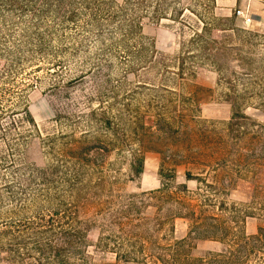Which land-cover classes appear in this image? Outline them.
I'll use <instances>...</instances> for the list:
<instances>
[{
	"label": "rangeland",
	"instance_id": "374dc122",
	"mask_svg": "<svg viewBox=\"0 0 264 264\" xmlns=\"http://www.w3.org/2000/svg\"><path fill=\"white\" fill-rule=\"evenodd\" d=\"M214 12L235 15L242 30L220 38L231 49L222 66L193 41V20L145 19L142 37L116 33L107 46L84 43V31L69 30L38 68L21 66L0 79L8 103L27 104L34 118L17 110L15 121L10 113L2 120L0 153L55 166L57 175L92 188L94 203L83 214L96 224L93 243L98 226L111 224L131 197L153 204L143 211L151 219L159 213L167 242L185 238L190 226L178 210L165 218L170 202L156 194L163 184L172 192L186 186L190 203L235 216L248 234L264 226V136L256 132L264 113L254 104L264 86V0H216ZM234 97L250 118L247 130L232 127ZM217 248L198 242L195 253Z\"/></svg>",
	"mask_w": 264,
	"mask_h": 264
},
{
	"label": "trees",
	"instance_id": "16d2710c",
	"mask_svg": "<svg viewBox=\"0 0 264 264\" xmlns=\"http://www.w3.org/2000/svg\"><path fill=\"white\" fill-rule=\"evenodd\" d=\"M215 7L216 0H122L116 7L109 0H0V79L21 66L36 63L38 68L49 58L54 42H66L69 30L84 31V43L91 38L95 45L107 46L116 33L124 40L141 36L145 19L193 20V41L207 51L209 60L222 66L231 49L220 38L242 30L234 25L235 15L217 17ZM261 89L254 104L264 113V86ZM6 94L0 89V124L9 113L14 118L17 110L30 115L27 104L8 103ZM229 100L232 127L247 130L250 118L237 97ZM256 132L264 136V124L257 125ZM3 135L7 138L8 133ZM56 168L18 163L0 153V264H264V226L248 234L235 216L226 218L209 205L190 203L186 186L172 192L163 184L156 191L170 202L166 219L170 208H176L177 216L188 221L185 238L167 242L161 235L159 213L151 219L143 211L153 204L131 197L120 204L111 224L98 226L97 243H93L96 224L83 209L92 206L95 192L85 185L83 189L76 176L57 175ZM135 169L141 174L143 163ZM161 207L157 205V211ZM205 241L219 248L196 254L198 242ZM97 252L107 255V260L98 259ZM108 255L113 261H108Z\"/></svg>",
	"mask_w": 264,
	"mask_h": 264
},
{
	"label": "built area",
	"instance_id": "2783aa9c",
	"mask_svg": "<svg viewBox=\"0 0 264 264\" xmlns=\"http://www.w3.org/2000/svg\"><path fill=\"white\" fill-rule=\"evenodd\" d=\"M238 15H241V12H238ZM246 22H248V20Z\"/></svg>",
	"mask_w": 264,
	"mask_h": 264
}]
</instances>
